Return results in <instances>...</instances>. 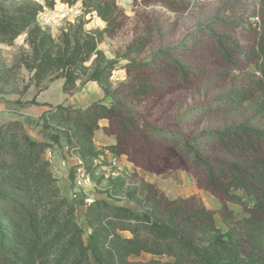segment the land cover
I'll return each mask as SVG.
<instances>
[{
	"label": "trees",
	"instance_id": "trees-1",
	"mask_svg": "<svg viewBox=\"0 0 264 264\" xmlns=\"http://www.w3.org/2000/svg\"><path fill=\"white\" fill-rule=\"evenodd\" d=\"M63 1L74 4L79 0ZM82 1L92 2V8L106 22L105 31L115 28L118 15L115 0ZM232 2L223 0L206 25L190 32L187 40L178 46L192 48L191 51L206 47L229 66H239V58L255 60L262 78L256 86L231 90L217 96L208 107L189 109L183 117L194 110L215 113L219 111L218 106L250 100L255 87L264 90V0L259 11L250 14L244 11L240 15H233ZM48 4L53 2L48 0ZM41 10L35 0L14 5L0 3V44L12 43L24 32H28L30 41L37 47L47 44L51 35L43 33L37 22ZM252 17L260 18L253 26L248 23ZM241 25L250 26L256 33L249 51L244 50L236 34ZM76 28L82 30L83 25L78 24ZM94 34L86 35L75 45L68 42L57 53L46 49L34 67L35 76L41 80L50 69H61L58 76L65 79L63 90H73L78 71L87 69L86 62L95 55L89 79L98 82L105 98L111 97L113 101L110 104L93 101L85 108L60 103L45 110L41 118L45 123L74 125V133L82 142L79 149L84 155L96 151L94 133L100 121L117 118L122 131L117 143L109 148L119 153L125 146L121 142L122 133L130 127L129 118L134 115L124 104L125 99H118V95L126 89L136 96L147 94L150 87L144 81L140 85L113 89L110 78L116 62L108 60L98 48L99 38ZM147 36L134 40L124 55L130 60L124 65L129 77L133 72L152 68L172 71L183 82L194 76L193 67L165 53L155 54L144 62L132 58V53H140L146 47ZM32 102L37 103L35 99ZM122 112L128 118L121 116ZM176 144L201 169L198 179L207 190L243 205L248 214L238 223L242 232L223 233L216 225L214 211L202 203L161 196L156 197L152 208L141 214L95 199L85 211L90 228L85 238L84 227L75 221L76 205L69 204L68 198L62 196L51 163L45 158L50 141L33 139L19 119L0 123V264H264V128L246 122L231 123L205 129L194 136H183ZM232 189L244 190L247 196L253 197L252 202ZM119 231H129L131 236H123ZM59 245L57 253L44 260ZM142 252L165 259H129Z\"/></svg>",
	"mask_w": 264,
	"mask_h": 264
},
{
	"label": "rangeland",
	"instance_id": "rangeland-1",
	"mask_svg": "<svg viewBox=\"0 0 264 264\" xmlns=\"http://www.w3.org/2000/svg\"><path fill=\"white\" fill-rule=\"evenodd\" d=\"M22 1L25 0H0V3L14 5ZM222 2L223 0H115L118 15L113 30L105 31L106 23L102 28H92L90 20L86 19H79L75 23L49 22L41 24L42 32L52 38L47 44L37 47L30 41L28 32L19 35L12 43L0 44V101L8 109L17 112L33 139L50 141V149L55 154V162L50 168L57 177L62 196L68 198L69 204L78 203L71 196L74 174L71 170L58 169L57 164L70 151L84 155L79 149L82 148L81 139L74 133L75 126L70 123L57 125L55 121L45 123L41 116L31 117L26 113L30 111L29 106L38 105L32 100H36L37 95L52 83V91L56 92L55 101L58 104L71 107L72 101L82 104V94L85 93L87 82L94 81L89 77L94 67L95 55L86 62L87 69L78 71L76 87L69 91L61 88V82L65 80L58 76L61 69L52 68L38 80L34 67L46 49L57 53L68 42L72 45L82 42L86 35H90V29L99 38L98 48L108 60L116 62L113 73L120 79L110 78L113 89L140 85L147 81L150 90L147 94L136 96L126 89L118 95V99H125L124 104L134 116L129 118L130 127L122 133L121 142L125 146L119 153L115 152L120 157L119 167L114 169L117 171L115 176L107 177V172L102 168L107 164V156L101 164H94L92 158L100 152L104 153V150L112 151L109 146L117 143L118 134L122 130L117 118L114 121H100V127L94 133L96 151L84 155L88 159L94 186L88 191H82V196L92 194L95 199L131 208L138 214L152 208L156 197L189 200L191 203H202L213 210L216 225L223 233L243 231L238 224L248 214L243 205L207 190L198 179L201 169L185 157L176 144L183 140V136H194L205 129H215L231 123L246 122L264 128V90L260 91L257 87L250 100L232 106H218L219 111L215 113L194 110L183 117L189 109L208 107L217 96L247 85L256 86V82L262 78L255 60L239 58V66H229L206 47H197L191 51L192 48L178 46L187 40L190 32L206 25ZM260 2L261 0H234L233 15H240L244 11L247 14L259 11ZM84 7L86 11L91 10L92 2L84 3ZM257 21H260L259 17H252L248 23L253 26ZM78 24L83 25L82 30H77ZM101 31L103 33L100 35ZM236 34L244 50L249 51L256 40L255 30L241 25ZM147 35L149 40L146 47L140 53H132V58L137 62H144L155 54L165 53L193 67L194 76L188 82H183L172 71L161 72L152 68L144 72H133V76L129 77L124 65L130 60L124 55L134 40ZM102 101L110 104L113 98L108 97ZM121 116H125L124 112ZM53 136H57L58 140L53 139ZM60 170L65 172V183L60 181ZM232 192L245 195L246 200L252 202L253 197L247 196L244 190L232 189ZM75 209V221L84 227L86 238L90 228L85 220V212L77 206ZM119 232L123 236H131L129 231ZM60 247L61 245L56 247L44 260L56 254ZM151 258L165 259L146 252L129 257L132 261H147Z\"/></svg>",
	"mask_w": 264,
	"mask_h": 264
},
{
	"label": "built area",
	"instance_id": "built-area-1",
	"mask_svg": "<svg viewBox=\"0 0 264 264\" xmlns=\"http://www.w3.org/2000/svg\"><path fill=\"white\" fill-rule=\"evenodd\" d=\"M41 7L42 10L37 16V22L41 24H47L49 22L60 24L61 22L69 21L75 23L79 19L90 20L92 28H102L105 25V21L101 18L98 11L92 8L89 11L85 10L84 3L82 0L74 4H69L63 0H49L53 4L49 5L48 0H35ZM60 5L62 7H60ZM86 26V25H85ZM90 34V29H88ZM114 80H119V76H115L114 73L111 76ZM107 156V164L102 166V168L107 172L106 176H115L117 171L115 167H119L120 157L115 152L110 150H104V153H99L97 156L92 158L94 164H101L103 159ZM45 158L53 164L55 162V154L50 148L47 149L45 153ZM88 159L86 156L80 153H74L70 151L65 159L60 160L57 164L58 169L71 170L74 174V190L71 193L72 198L77 203L79 207L84 212L89 207V205L95 200L94 195L88 194L82 196V191H88L93 188L94 180L92 174L88 168ZM57 170V168H56Z\"/></svg>",
	"mask_w": 264,
	"mask_h": 264
},
{
	"label": "crops",
	"instance_id": "crops-1",
	"mask_svg": "<svg viewBox=\"0 0 264 264\" xmlns=\"http://www.w3.org/2000/svg\"><path fill=\"white\" fill-rule=\"evenodd\" d=\"M64 82H61V88L63 87ZM53 83L50 84L49 88L40 92L37 97H36V104H32L31 106L28 107L30 110L29 113H26L28 116L31 117H40L42 113L45 110H48L52 107V105H57L59 102H56V92H53L54 90ZM73 98V97H72ZM76 98H79V96H76ZM105 99V93L102 88V86L96 82V81H89L86 84L85 88V93L82 94V104H80L78 101H72L70 104L73 105V107H81L85 108L87 107L91 102L93 101H100ZM70 100V99H69ZM68 100V101H69ZM34 108H37L36 110ZM35 112V113H33ZM11 118L10 120L13 119H19L21 120L22 118L17 114V112L10 110L6 107L5 103L0 101V120L3 122L8 121L7 119ZM27 128V126H26ZM97 132V131H96ZM40 140V139H39ZM59 178L61 182H66L65 178V172L64 170L59 171Z\"/></svg>",
	"mask_w": 264,
	"mask_h": 264
}]
</instances>
